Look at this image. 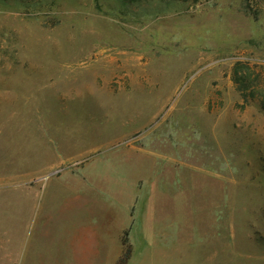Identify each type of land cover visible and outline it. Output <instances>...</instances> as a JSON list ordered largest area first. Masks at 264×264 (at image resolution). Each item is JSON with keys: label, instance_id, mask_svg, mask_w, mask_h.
<instances>
[{"label": "rangeland", "instance_id": "obj_1", "mask_svg": "<svg viewBox=\"0 0 264 264\" xmlns=\"http://www.w3.org/2000/svg\"><path fill=\"white\" fill-rule=\"evenodd\" d=\"M113 212L127 264H264V0H0V264Z\"/></svg>", "mask_w": 264, "mask_h": 264}, {"label": "crops", "instance_id": "obj_2", "mask_svg": "<svg viewBox=\"0 0 264 264\" xmlns=\"http://www.w3.org/2000/svg\"><path fill=\"white\" fill-rule=\"evenodd\" d=\"M127 205L128 213L133 215L132 208L135 210L136 204L130 203ZM146 207L148 209H145V214H148V211L150 213L149 221L151 222L157 219V215L159 214L157 208H160V204L153 202L152 205L150 204ZM128 219L124 214L116 216L113 212L109 221L105 222L110 227V230L106 232L103 231L104 228L100 220L93 222L80 219L74 222H68L72 226L62 234L63 264H105L110 258L112 259L111 263L117 264L124 253V246L121 239L126 231H129V241L131 244L130 232L132 230V224H134V219L133 216H130ZM151 231L154 233V228L151 227ZM1 257L3 263V255ZM64 257H68V260Z\"/></svg>", "mask_w": 264, "mask_h": 264}, {"label": "trees", "instance_id": "obj_3", "mask_svg": "<svg viewBox=\"0 0 264 264\" xmlns=\"http://www.w3.org/2000/svg\"><path fill=\"white\" fill-rule=\"evenodd\" d=\"M122 244L124 246V253L120 259L119 264H127L132 256V246L129 241V231L124 233V237L122 239Z\"/></svg>", "mask_w": 264, "mask_h": 264}]
</instances>
